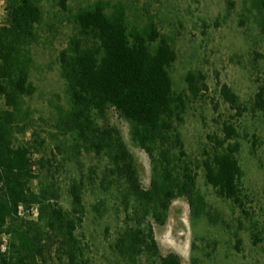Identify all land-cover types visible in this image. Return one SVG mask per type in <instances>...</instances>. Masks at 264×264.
Segmentation results:
<instances>
[{"label":"trees","instance_id":"obj_1","mask_svg":"<svg viewBox=\"0 0 264 264\" xmlns=\"http://www.w3.org/2000/svg\"><path fill=\"white\" fill-rule=\"evenodd\" d=\"M0 24V264H89L87 245L77 234L84 217L82 178L68 186L70 208L60 203V186L51 159L34 163L30 142H17L14 133L27 128L28 111L23 98L36 87L29 78L31 48L38 41L43 20L41 0H3ZM66 1L59 6L66 10ZM264 12V0H252ZM78 34L59 51L61 77L66 82L69 109L59 115L57 127L87 149L104 155V177L114 185L124 213V225L111 244L114 252L132 262L140 256L157 258L160 264H180L175 253L161 255L152 223L164 224L173 200L184 197L193 214L204 210L203 196L196 189L197 173L185 150L179 130L185 96L173 91L169 68L176 53L152 23L129 27L125 7L109 11L102 2L80 8L74 15ZM221 99L234 111L221 123L222 135L209 136L211 151L200 166L205 182L222 198L242 207V170L236 153L239 143L235 118L248 107L215 73ZM206 76L188 72L185 81L193 97L207 91ZM107 107H113L131 125V137L150 157L152 176L143 187L135 161L115 128H101ZM217 103L214 110H217ZM250 109L264 112V84L255 93ZM41 144V142H37ZM45 169L42 177L39 170ZM102 178L101 184L105 183ZM37 180L36 189L32 188ZM37 209L35 219L19 215L20 207ZM94 209L101 210V204ZM117 214V210L115 212ZM7 236L2 247L1 235ZM254 243L258 241L253 234ZM239 243V241H237Z\"/></svg>","mask_w":264,"mask_h":264},{"label":"rangeland","instance_id":"obj_2","mask_svg":"<svg viewBox=\"0 0 264 264\" xmlns=\"http://www.w3.org/2000/svg\"><path fill=\"white\" fill-rule=\"evenodd\" d=\"M58 1H40L43 20L38 27V41L31 48L33 62L29 73L36 91L23 98L22 108L28 111L24 121L27 128L23 134L14 135L17 142H30L34 163L51 159L60 186V203L65 209L71 206L70 182L83 179L84 217L77 234L87 245L89 264H160L157 258L144 255L132 262L113 251L111 244L124 225V213L116 188L108 183L110 178L104 177L107 159L87 149L82 139L77 141L57 127L60 113L70 107L58 54L78 34L75 13L97 1L107 11L122 4L130 28L152 22L176 53L169 73L173 91L185 96L178 127L188 159L197 166L196 189L203 196L205 207L195 216L184 197L171 202L164 224L152 223L160 254L175 253L180 264H264V112L250 109L258 87L264 84V12L257 11L252 0H67L66 10L60 8ZM4 6L0 0V24ZM188 72L203 73L207 91L193 97L185 81ZM216 72L248 107L235 118L242 207L219 197L205 182L200 166L205 152L213 147L209 136L222 135V121L234 113L219 95ZM96 120L101 128L119 131L134 157L141 185L148 187L151 160L131 137L130 122L113 107H107ZM44 172L45 169L39 170L40 177ZM36 187L37 180L32 184L33 189ZM98 203L100 212L94 209ZM34 212L35 206L19 209L24 219H35ZM253 234L258 237L256 243ZM1 239L5 248L7 236L2 234Z\"/></svg>","mask_w":264,"mask_h":264},{"label":"built area","instance_id":"obj_3","mask_svg":"<svg viewBox=\"0 0 264 264\" xmlns=\"http://www.w3.org/2000/svg\"><path fill=\"white\" fill-rule=\"evenodd\" d=\"M21 208V207H20ZM34 215L36 216L37 215V212H34Z\"/></svg>","mask_w":264,"mask_h":264}]
</instances>
